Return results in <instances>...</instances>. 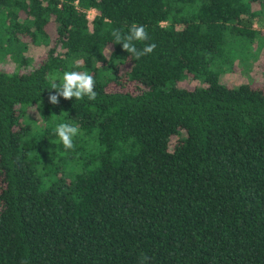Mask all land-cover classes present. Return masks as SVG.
<instances>
[{
	"label": "trees",
	"instance_id": "1",
	"mask_svg": "<svg viewBox=\"0 0 264 264\" xmlns=\"http://www.w3.org/2000/svg\"><path fill=\"white\" fill-rule=\"evenodd\" d=\"M262 16L264 0H0V57L46 48L0 70V264H264V90L219 81ZM132 23L157 45L139 60L111 35ZM65 71L92 74L96 100L51 105Z\"/></svg>",
	"mask_w": 264,
	"mask_h": 264
},
{
	"label": "clouds",
	"instance_id": "2",
	"mask_svg": "<svg viewBox=\"0 0 264 264\" xmlns=\"http://www.w3.org/2000/svg\"><path fill=\"white\" fill-rule=\"evenodd\" d=\"M114 43L122 45V50L130 55L134 60H139L141 57L149 55L154 52L157 45L155 43H148L142 49L136 47L137 42H146L150 40L146 26L132 23L126 33L121 32L118 29H114L111 33ZM107 54L111 55V49H107ZM57 79L59 83L57 84ZM96 81L94 76L87 71H65L62 78H53L51 83L52 90H55L54 94L50 92L48 96V102L57 106L60 103V98L64 100H83L87 97L88 101H95L98 93L95 91ZM35 108V107H34ZM36 113V119L39 118V112ZM55 135L62 143L64 149H74V137H76L80 128L78 124L73 123H58L54 129ZM148 258L145 256L142 258V264L144 260ZM21 264H28L27 260L21 261Z\"/></svg>",
	"mask_w": 264,
	"mask_h": 264
},
{
	"label": "rangeland",
	"instance_id": "3",
	"mask_svg": "<svg viewBox=\"0 0 264 264\" xmlns=\"http://www.w3.org/2000/svg\"><path fill=\"white\" fill-rule=\"evenodd\" d=\"M87 16L89 20H92L95 16V11L87 12ZM259 21L252 28L259 31L260 34L256 35L253 44H251V50L239 58L231 70L220 75L219 81L221 83L229 86L250 84L253 87L264 90V17L262 16ZM26 49V58L29 60L27 65L21 66L18 62L12 60L11 57L5 56L0 57V70L8 73L29 72L36 67L44 58L46 48L29 47ZM122 74L126 76L125 72ZM123 85V88H127V90L133 89V86L127 82L123 83ZM178 85L191 90L201 84L198 81L190 79L180 82ZM109 89L114 90L119 88L111 85ZM34 111V109H29V115L33 116L35 114ZM175 141L176 138H173L171 146Z\"/></svg>",
	"mask_w": 264,
	"mask_h": 264
},
{
	"label": "built area",
	"instance_id": "4",
	"mask_svg": "<svg viewBox=\"0 0 264 264\" xmlns=\"http://www.w3.org/2000/svg\"><path fill=\"white\" fill-rule=\"evenodd\" d=\"M93 12V10H91Z\"/></svg>",
	"mask_w": 264,
	"mask_h": 264
}]
</instances>
